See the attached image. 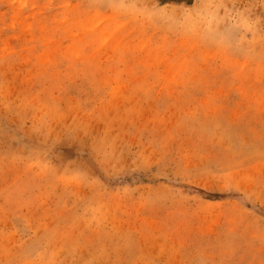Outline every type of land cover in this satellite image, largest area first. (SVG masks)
I'll use <instances>...</instances> for the list:
<instances>
[{"label": "rangeland", "instance_id": "374dc122", "mask_svg": "<svg viewBox=\"0 0 264 264\" xmlns=\"http://www.w3.org/2000/svg\"><path fill=\"white\" fill-rule=\"evenodd\" d=\"M0 264H264V0H0Z\"/></svg>", "mask_w": 264, "mask_h": 264}, {"label": "trees", "instance_id": "16d2710c", "mask_svg": "<svg viewBox=\"0 0 264 264\" xmlns=\"http://www.w3.org/2000/svg\"><path fill=\"white\" fill-rule=\"evenodd\" d=\"M158 1H160V2H170V1H184V0H158ZM201 193H204V192H201ZM205 195H207V196H209V197H217L216 195H212V194H206V193H204Z\"/></svg>", "mask_w": 264, "mask_h": 264}]
</instances>
